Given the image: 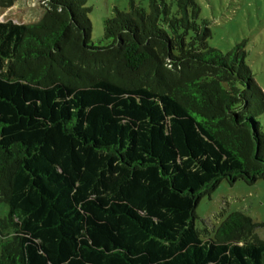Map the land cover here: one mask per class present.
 Wrapping results in <instances>:
<instances>
[{"label":"trees","instance_id":"1","mask_svg":"<svg viewBox=\"0 0 264 264\" xmlns=\"http://www.w3.org/2000/svg\"><path fill=\"white\" fill-rule=\"evenodd\" d=\"M47 3L0 21V264H264L243 212L195 226L223 181H264L245 43L212 48L198 0H131L106 46L88 0Z\"/></svg>","mask_w":264,"mask_h":264},{"label":"rangeland","instance_id":"2","mask_svg":"<svg viewBox=\"0 0 264 264\" xmlns=\"http://www.w3.org/2000/svg\"><path fill=\"white\" fill-rule=\"evenodd\" d=\"M131 0H88L93 25L92 42L106 46L104 24L115 13V8L129 11ZM148 8L149 0H134ZM0 21L31 25L39 22L48 6L47 0H2ZM201 18L212 30L210 46L227 53L236 45L245 43L247 64L256 75L264 91V0H198ZM264 125V116L262 118ZM243 212L259 225L257 236L264 241V181L254 185L243 181L231 185L223 181L212 195L204 196L196 207L195 226L202 238H214L217 229L234 212ZM8 214L1 205L0 219Z\"/></svg>","mask_w":264,"mask_h":264}]
</instances>
